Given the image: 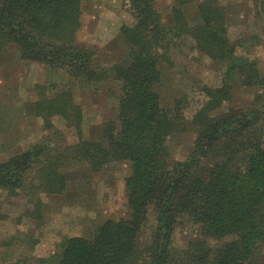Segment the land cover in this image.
Masks as SVG:
<instances>
[{
	"label": "trees",
	"instance_id": "1",
	"mask_svg": "<svg viewBox=\"0 0 264 264\" xmlns=\"http://www.w3.org/2000/svg\"><path fill=\"white\" fill-rule=\"evenodd\" d=\"M83 1L0 0V50L15 44L22 59L65 79L35 83L34 110L46 133L20 152L0 155V189L25 194L34 204L27 214L42 216L46 198L67 192L72 168L94 173L126 161L129 213L106 218L90 235L63 238L52 258L35 257L37 239L29 234L2 236L0 264H257L264 251V71L230 35L225 2L199 0L191 18L185 7L195 0H177L169 22L158 0H127L135 19L120 28L127 52L107 63L98 45L80 39ZM253 2L264 9V0ZM185 37L223 68L219 83L202 84L191 119L186 94L168 104L160 89L163 64ZM112 81L113 115L99 136L85 135L75 89L98 92ZM238 87L255 89L252 98L228 106ZM56 118L75 129L76 140ZM190 123L193 147L176 158L174 137ZM188 223L194 236L179 246L175 233ZM23 240L31 253L15 256Z\"/></svg>",
	"mask_w": 264,
	"mask_h": 264
},
{
	"label": "rangeland",
	"instance_id": "2",
	"mask_svg": "<svg viewBox=\"0 0 264 264\" xmlns=\"http://www.w3.org/2000/svg\"><path fill=\"white\" fill-rule=\"evenodd\" d=\"M197 1L199 0L186 5L187 16L192 18L195 15ZM223 1L231 23L230 35L246 44L240 51L256 59L264 71V9L256 7L253 0ZM176 2L177 0H158V6L166 21L173 20L172 7ZM82 7L84 24L79 33L80 39L98 45L107 63L123 58L127 50L120 28L124 22L132 23L135 20L128 11L127 0H84ZM192 44L191 38L185 37L180 46L172 50L171 60L163 64L160 85L164 100L168 104H173L180 95H187L190 103L186 113L190 119L198 100L203 97L202 84L219 83L223 71L221 63L193 50ZM64 80L63 73L54 74L37 61L22 59L21 51L15 44L0 50L1 157L7 158L14 152L24 150L46 133L42 120L36 116L34 110L35 83H63ZM116 86L112 81L101 85L98 92L93 88L75 89L76 99L84 109L85 135L99 136L103 120L113 115V91ZM254 91L253 88L248 90L238 87L235 99L227 105L248 103ZM55 123L66 130L70 141L76 140L75 129H69L57 118ZM195 138L196 133L190 123L187 131L174 137V156L185 157L192 149ZM130 171L131 167L126 161L113 162L102 171L94 173L85 166L72 168L67 192L44 197L49 205L45 207L42 216L33 214V217L31 213L27 214L28 208H34V204L28 202L25 194L8 195L6 190L0 189V214L5 215L0 219V239L16 232L29 234L37 239L35 248L30 249L35 257L52 258L63 238L79 234L90 235L106 218L128 215L125 184ZM191 226L188 223L176 231L174 240L177 245H186L191 236H194ZM150 233L149 231L148 236L146 234V238H149ZM27 244L26 240L18 243L14 248L15 256L31 253ZM37 264L44 263L40 261ZM257 264H264V251Z\"/></svg>",
	"mask_w": 264,
	"mask_h": 264
}]
</instances>
